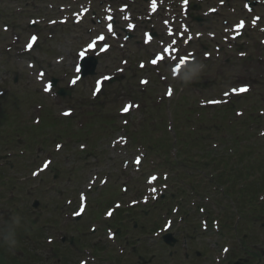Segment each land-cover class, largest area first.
<instances>
[{"label":"rangeland","instance_id":"1","mask_svg":"<svg viewBox=\"0 0 264 264\" xmlns=\"http://www.w3.org/2000/svg\"><path fill=\"white\" fill-rule=\"evenodd\" d=\"M24 1L27 0H0V89L5 92L0 96L1 102H4L0 105V110L6 109V112L12 113L10 118L0 120V145H2L0 153L4 151L12 153L11 158L4 159L5 165L0 167V227H3V229L0 228V249L4 256L2 264H14L15 262L17 264H77L80 259H88V257L86 264H142L141 261H147L151 257L150 262L145 264H231L239 258L246 260L244 264H264V220L254 222L253 215H247L246 206L240 209L244 211H239L238 206L240 208V205L237 206V200L234 198L230 199L229 195H223L218 189L207 190L210 187V185L207 186L209 176H202V170L197 168L190 176L184 174L185 172L189 174L190 167L188 165L184 167L181 161L176 162V165L173 163V158L181 159L175 152L177 149L173 147L180 148V144H177L180 141L174 142L173 130L168 131L166 128L171 121L173 124V103L179 104L182 96L190 105L189 109L193 114L190 115L189 111L185 116L177 118L176 127L187 133L188 127L192 125L190 128L194 129L196 134L201 133L200 135L203 136L207 149L217 144L212 151L221 152L222 149L230 147L219 138H221L220 133L229 134L232 129L229 130L228 126H220V133H215L212 128L213 124L210 123L211 115L203 113V115L196 116L195 112L199 108L197 103L200 99L219 96L221 91L229 85L237 84L236 76L241 73L240 69L242 70L248 62L254 68L252 70L262 73L263 77L261 79L254 77L256 85L253 86V91L241 97L236 105L235 109L242 111L243 114L237 116L234 109L225 119V123L228 125L232 122L231 126H235L237 122L249 116L250 119H247L245 123L247 126L241 127V130L247 131L251 128L253 131L251 130L249 134H254L251 138L253 141L257 138L258 131L261 128L264 129V64L255 61L253 54L249 55L253 61L247 58L237 60L234 59L236 57H232L231 61L225 63L227 65H223L222 61L214 56L205 60L202 52L199 51L198 42L194 41L190 47L198 51L197 59L174 80L170 78L168 72L163 70L158 74L152 68L145 66L146 73L138 71L136 61L146 60L150 54L148 48L141 47V51L138 52L133 44L134 39H132L127 45L129 48L125 47L118 51L112 48L109 54L98 58L95 73L83 77L75 87L70 89L69 96L45 95L42 92V83L36 82L34 72L30 73L27 64L29 61L33 62L35 71L39 68L44 69L45 79L51 77L57 79L54 91L65 87L68 77L73 75L72 65L75 62V52L89 37L87 30L91 26L89 23L91 15H87L86 21L88 22L84 27L67 23L48 28L43 22L39 23L35 26L40 35L34 49L29 53H23L22 45L32 31L26 25L27 18L30 16L40 18L45 13L58 11L59 5L71 4L73 0H37L34 7L30 6L33 4H25ZM78 2H83V0H78ZM95 5L98 6V10L103 7V3L96 2ZM49 6L54 7L51 10ZM17 8L21 9L19 13L15 12ZM56 16L59 17L60 13ZM3 23L9 25L5 33L1 30ZM192 28L194 31L205 33L204 25L200 27L192 23ZM14 36H18V39L15 40ZM138 38L140 39V35ZM218 40L219 37L214 42L218 43ZM6 48L9 49L6 50ZM122 60H126V69L121 75L116 76L111 85L106 84L104 92H109L108 99L99 104L102 116L111 118L113 122L111 125L104 126L99 123L100 119L92 120L87 112L90 106L92 110H96L92 99H89L92 81L102 73L122 67ZM219 68H221L220 72ZM209 70L210 73L215 74V77L207 78L206 85L202 86L201 81L205 76H209ZM163 74L167 79L165 81L172 84L173 94L170 97L164 96L166 83L160 79ZM140 76L147 77L149 80L145 87L139 85ZM15 78H17L16 82H14ZM151 86L158 87V90L151 94L149 103L146 102L144 106L140 103L139 91ZM128 99L138 101L140 104L132 115L126 118L128 126L127 130L123 131L120 130L123 118L118 115L117 110ZM158 102L161 104L157 105ZM36 105H40L42 109H38L35 113ZM147 106L150 107L151 121L157 128L156 131L141 132L151 130L153 127L151 121L144 118L143 111ZM65 108L73 109V114L68 117L72 120L71 126L68 127L70 128L69 137H55V132L60 129L59 125L52 129L46 127L44 130H39L37 128L45 113L58 118L60 117L59 112ZM185 109L183 104L181 110ZM13 114H16V117L13 118ZM35 115H39L41 120L36 124L37 129L33 132L36 138L33 137L31 140V138L27 139L24 131L28 126L34 125ZM257 116H261L260 121H257ZM253 118L254 122L249 121ZM89 123L93 125L90 126ZM13 127L17 128L20 133L24 132L21 134L22 139L4 137L3 129ZM181 127H183L182 130ZM262 129L260 131H263ZM133 130L136 131L135 134L131 132ZM75 131H80L79 137H74ZM121 134L127 135L128 145L121 150L112 148L111 139ZM159 139L172 144L173 148H170L167 157L159 152L148 155V151L144 150L146 156L143 159L144 164L141 171H134L129 162L124 164V161H130L133 154L137 152L138 145L143 146L146 142L152 143ZM183 140L192 148L185 144L182 151L192 150L194 155L202 153L201 150L194 148L189 140ZM260 141L263 142L262 138ZM55 142L61 143L58 152L53 150ZM80 145L85 146V149L81 150ZM257 148L259 150V145ZM227 153H229L228 150ZM48 155L53 157V161L47 170L34 178L31 177V170L36 168ZM165 159L171 162V166L164 164ZM261 163L264 167V161ZM150 171L169 173L167 181L169 187L166 196L157 203L167 208L168 203L170 207L178 204L183 198L182 205L178 204L180 208L177 215H185L186 211L193 213L191 202L198 198L205 208L204 217L208 220L211 217L218 219L219 233L201 232L196 215L192 220L189 216L184 226L176 220V215H173L174 223L170 231L178 242L176 241L173 247H167L159 241L161 240L159 236L153 237L152 230H156V226L160 227L163 222L160 215L164 210L159 211V214L153 213L156 206L149 207V204L147 206L137 204L130 209L125 208L129 200L140 199L145 191L144 177ZM142 174H144L143 177H141ZM101 178H106L107 182L104 185H100ZM89 179H92L93 184L88 192L85 186ZM121 185L127 186L126 192L120 191ZM82 190H86L88 206L83 215L74 220L70 214L75 210L78 203V192ZM170 195H174L173 198L170 199ZM252 195L253 197L257 195L254 207L261 205L263 201L260 199L264 198V191H258L257 194ZM204 196L208 198L206 204ZM113 199L121 201L122 207L115 211L112 216L114 218L111 220L115 219L118 212H122L124 223H122L123 228H119L120 236H115L111 240L107 238L102 222L105 221L103 212L113 203ZM34 200L38 201L36 208L32 207ZM68 200L71 202L66 203ZM140 207L143 209L138 210ZM189 212L188 214L191 215ZM194 212L196 214V210ZM95 218L98 219L95 220ZM133 222L137 224L136 228H133ZM90 225H94L96 230L89 231ZM141 226L145 230L141 229ZM3 230L6 232L4 231L2 235ZM58 236L65 237L63 244H59ZM47 237H52L53 242L47 244L45 241ZM71 237L73 243L70 247L68 240ZM183 237H186L184 246L179 242ZM194 237H197L199 241L196 242ZM205 237L211 238L208 243ZM97 241L96 254L92 247ZM215 242L216 245H214ZM50 244L56 246H52L54 250H48ZM222 245L228 246V252L224 257L223 253L219 252ZM99 247L102 248L101 252ZM133 247L135 248L132 251ZM183 248H186L185 253L190 256L187 261L183 255ZM195 251L202 255L196 257ZM251 251L254 254H250ZM214 255L219 257L218 263L214 260ZM138 257L141 260L138 261Z\"/></svg>","mask_w":264,"mask_h":264},{"label":"trees","instance_id":"2","mask_svg":"<svg viewBox=\"0 0 264 264\" xmlns=\"http://www.w3.org/2000/svg\"><path fill=\"white\" fill-rule=\"evenodd\" d=\"M229 110V107L222 106L217 109V112L222 116ZM8 116L9 114H4L2 120L7 119ZM217 126L220 127L223 125L221 124ZM235 132L236 128H232L230 131V137L228 138L229 141H226L229 143L231 142L233 145L232 154H223V152H221V155H218L219 159H216L213 164L214 170H217V172L213 174L214 180L224 184L229 182L226 185V192L229 195L231 190L234 191V196H230V198L237 200V206L240 205V208L238 206L239 211H244L240 209L246 206L247 210L245 211H247V215H253L254 221H263L264 218L262 217H264V198L262 200L263 202H261V205L254 207V200H256L257 195L253 197L252 194H257L258 191H264V167H262L261 163L264 161V144L259 146V150H256L257 146H255V149H252L253 147L247 145L246 143L241 144L243 139L246 141L250 139L249 134L241 133L239 136ZM184 138H188L189 140L193 141V143H195L193 145L194 147L204 142V138L202 136L191 133L189 134V132L188 135L186 134L184 136ZM254 143L257 144L256 141H254ZM218 167H222V170L218 171ZM255 173L258 174V176H255ZM253 175L254 177L252 179H248ZM253 179L254 181H252ZM238 182H242L241 186H239L237 189H234L233 186L238 184ZM2 260H4V257L0 251V264H2Z\"/></svg>","mask_w":264,"mask_h":264},{"label":"snow or ice","instance_id":"3","mask_svg":"<svg viewBox=\"0 0 264 264\" xmlns=\"http://www.w3.org/2000/svg\"><path fill=\"white\" fill-rule=\"evenodd\" d=\"M154 7H155V4H153V8H154ZM109 19H110V17H109ZM125 19H127V17H125ZM243 24H244V21H241L240 24L237 25V27H238V28H239V27H242ZM253 24H255V20L253 21ZM129 27L131 28L132 25H129ZM109 31H112L111 25H109ZM146 36H147V34H146ZM149 38H150V37H149ZM36 39H37L36 36H32V37H31V40H30L29 43L26 45L27 49H31V48H32L33 43L36 41ZM96 39H97V40H104V37H103V36H98ZM95 43H96V41L94 40L92 43L88 44L87 47H88L89 49H91V48L95 45ZM106 48H107V45H105L104 48H101V51H105ZM164 51L167 52V51H169V49L165 48ZM80 55H83V52H81ZM161 59H162V58H161L160 56H157V57L152 61V63L155 64V63H157L158 60H161ZM181 63H184V60H181ZM141 67H143V65H141ZM178 67H179V66H178ZM80 70H81V69L77 68V71H80ZM174 71H175V69H174ZM43 75H44L43 73H40V76H43ZM76 79H79V77H77ZM76 79H74V80L72 81L73 84L76 83ZM103 79H104V80H107V79H109V77H103ZM141 83H147V82H146V81H141ZM100 84H101V81H100V80H97V81H96V85H97V87H96V91L93 93V95H96V93L100 91ZM47 90H48V88L46 87V88H45V91H47ZM235 90H236V91L243 92V91H246L247 89L242 87V88L235 89ZM169 94H171V93L169 92ZM131 107H132V105H125L124 108L122 109V111L127 112V111H129V109H130ZM68 114H69V113H67V112L65 113V115H68ZM59 147H60V145H57V148H58V149H59ZM50 163H51V161H45V162L43 163V168H42L41 170L46 169V168L49 166ZM135 163H136V164H140V157H139V156H137V157L135 158ZM37 174H38L37 172H33V175H34V176L37 175ZM156 179H157V177H155V176H151V177H149V181H148V182H149V183H152V182L155 181ZM151 191H152V192H155L156 190H155L154 188H152ZM84 199H85V197H84L83 194H82V195H81V201H82V204H81V212L83 211V201H84ZM79 214H80V213H77V215H79ZM107 215H108V216H111V215H112V212L109 211V212L107 213ZM225 251L227 252L228 250L225 249ZM81 264H84V262H81Z\"/></svg>","mask_w":264,"mask_h":264},{"label":"water","instance_id":"4","mask_svg":"<svg viewBox=\"0 0 264 264\" xmlns=\"http://www.w3.org/2000/svg\"><path fill=\"white\" fill-rule=\"evenodd\" d=\"M235 264H237V263H235Z\"/></svg>","mask_w":264,"mask_h":264}]
</instances>
